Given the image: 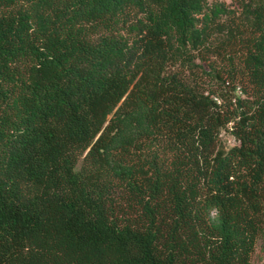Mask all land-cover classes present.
Listing matches in <instances>:
<instances>
[{"label":"trees","instance_id":"16d2710c","mask_svg":"<svg viewBox=\"0 0 264 264\" xmlns=\"http://www.w3.org/2000/svg\"><path fill=\"white\" fill-rule=\"evenodd\" d=\"M258 240L264 0H0V264H251Z\"/></svg>","mask_w":264,"mask_h":264},{"label":"rangeland","instance_id":"374dc122","mask_svg":"<svg viewBox=\"0 0 264 264\" xmlns=\"http://www.w3.org/2000/svg\"><path fill=\"white\" fill-rule=\"evenodd\" d=\"M224 2H229L231 0H222ZM216 63L219 64L220 61L216 59ZM220 139L224 146H230L235 144L234 138L230 135L228 130H221ZM251 264H264V243L258 240L255 244L254 250L250 256Z\"/></svg>","mask_w":264,"mask_h":264}]
</instances>
